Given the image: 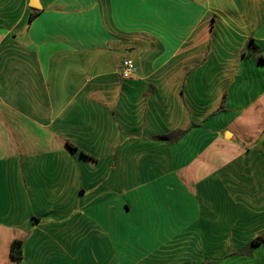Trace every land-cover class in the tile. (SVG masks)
Wrapping results in <instances>:
<instances>
[{
  "label": "crops",
  "instance_id": "obj_1",
  "mask_svg": "<svg viewBox=\"0 0 264 264\" xmlns=\"http://www.w3.org/2000/svg\"><path fill=\"white\" fill-rule=\"evenodd\" d=\"M40 2L0 0V264H264V0Z\"/></svg>",
  "mask_w": 264,
  "mask_h": 264
},
{
  "label": "trees",
  "instance_id": "obj_2",
  "mask_svg": "<svg viewBox=\"0 0 264 264\" xmlns=\"http://www.w3.org/2000/svg\"><path fill=\"white\" fill-rule=\"evenodd\" d=\"M39 10L36 9V8H33L32 9V13L30 15V20L34 19L35 16L38 14ZM251 54V51L248 52L246 54V56H250ZM225 105V98L223 99V102H222V107ZM195 126L198 125V124H194ZM84 155L86 156H89L87 153L83 152ZM264 241V234L263 235H260L258 236L257 238H255L251 244V246L249 247V249H247L246 252H241L239 254H249L251 255L254 251V249L259 246L262 242ZM22 245H23V241L22 240H15L13 241L12 243V247H11V254L13 255V257H17V258H21L23 256V252H22Z\"/></svg>",
  "mask_w": 264,
  "mask_h": 264
},
{
  "label": "built area",
  "instance_id": "obj_3",
  "mask_svg": "<svg viewBox=\"0 0 264 264\" xmlns=\"http://www.w3.org/2000/svg\"><path fill=\"white\" fill-rule=\"evenodd\" d=\"M120 74L123 78L129 79L135 75L136 64L132 58H126L122 61L120 66Z\"/></svg>",
  "mask_w": 264,
  "mask_h": 264
},
{
  "label": "rangeland",
  "instance_id": "obj_4",
  "mask_svg": "<svg viewBox=\"0 0 264 264\" xmlns=\"http://www.w3.org/2000/svg\"><path fill=\"white\" fill-rule=\"evenodd\" d=\"M164 263L167 264H176L180 262V258H173V257H168L167 259H162ZM182 264H192L194 259H182ZM152 264L155 262L153 259H151ZM202 264H213V262H201ZM197 264V263H196Z\"/></svg>",
  "mask_w": 264,
  "mask_h": 264
},
{
  "label": "snow or ice",
  "instance_id": "obj_5",
  "mask_svg": "<svg viewBox=\"0 0 264 264\" xmlns=\"http://www.w3.org/2000/svg\"><path fill=\"white\" fill-rule=\"evenodd\" d=\"M31 2L36 5L38 10L41 9L42 6L40 4V0H31ZM164 2L165 3H174V2H176V0H164Z\"/></svg>",
  "mask_w": 264,
  "mask_h": 264
},
{
  "label": "water",
  "instance_id": "obj_6",
  "mask_svg": "<svg viewBox=\"0 0 264 264\" xmlns=\"http://www.w3.org/2000/svg\"><path fill=\"white\" fill-rule=\"evenodd\" d=\"M40 4H41V2H40ZM30 5H31L33 8H36V9H37L36 5L33 4V3L31 2V0H30ZM41 6H42V4H41ZM41 8H42V7H41Z\"/></svg>",
  "mask_w": 264,
  "mask_h": 264
}]
</instances>
